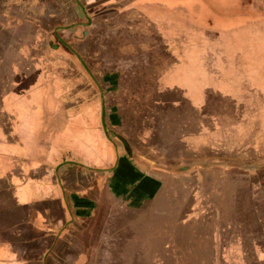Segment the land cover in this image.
<instances>
[{"label": "crops", "instance_id": "1", "mask_svg": "<svg viewBox=\"0 0 264 264\" xmlns=\"http://www.w3.org/2000/svg\"><path fill=\"white\" fill-rule=\"evenodd\" d=\"M173 1L49 0L45 18L38 19L37 4L31 0H0V43L16 45L13 36L26 39L20 43L33 51L29 73L38 75L37 84H19L0 93V264H133L119 242L105 245L117 232L107 229L124 208L161 201V192L169 186L170 195L179 197L182 214L192 215L202 202L200 186L186 180L194 167L211 169V197L221 193L228 175L259 187L253 177L264 167V153L255 151L254 141L237 154L211 153L208 158H177L165 164L162 155L139 146L143 161L131 160L108 134L105 123L115 131L129 124L123 110L127 113L131 104L122 103L118 93L156 72L150 67L155 46L162 50L164 42H173L171 49L180 55L181 47L194 52L202 41L230 38L231 26L214 25L231 18L226 12L232 1L211 0L213 18L198 14L203 24L185 17ZM242 3L255 9L257 0L234 2ZM232 20V29L251 21L246 16ZM199 25L213 29L211 35ZM40 44L46 51L38 52ZM256 44L255 56H262L263 47ZM169 48L162 55L169 57ZM210 48L204 52L217 64L229 58ZM9 71L0 69L1 75ZM158 77L154 88L161 90L164 80ZM206 77L211 79V72ZM200 82L209 86L202 78L192 84ZM255 90L264 93L257 84ZM7 94L16 99L6 101ZM121 134L132 138L128 130ZM179 167L187 168L175 171ZM215 171L220 173L213 176ZM181 185L186 186L183 196L177 192ZM252 214L243 220H254Z\"/></svg>", "mask_w": 264, "mask_h": 264}, {"label": "rangeland", "instance_id": "2", "mask_svg": "<svg viewBox=\"0 0 264 264\" xmlns=\"http://www.w3.org/2000/svg\"><path fill=\"white\" fill-rule=\"evenodd\" d=\"M230 1V9L224 13L232 19L246 16L251 20L246 26L232 29L236 20L231 21V18L223 24H215V28L231 26L230 30L227 29L230 38L225 42L212 40L207 44L202 41L198 47H193L194 52H186L181 47L182 54L178 55L171 49L175 45L173 42H164L162 50L155 46L152 51L155 58L150 67L156 72L147 75L144 83L134 81L132 86H127L128 90L118 93L117 98L122 103L131 104L126 114V109L123 110V118L129 124H121L118 132L128 130L139 147L162 155V163L170 164L177 158L187 161L208 158L211 153L237 154L245 151L242 148L247 144L249 147L253 141L258 144L255 151L264 153V93L255 90L256 84L264 88V39L257 37H264V0H257L255 9L244 3L234 4L236 0ZM173 2L181 6L185 17L198 20L200 24L204 23L198 15L200 13L213 18L211 0ZM31 4H37L38 19L45 18L49 0H31ZM253 18L257 20L255 23H252ZM199 26L205 35H211L213 29ZM243 34L247 35L241 38ZM13 37L16 45L0 43V69L11 68L8 75L0 73L2 95L19 84L31 86L38 83V75L29 73L33 67L30 59L33 51L20 43L26 41L22 36ZM255 43L263 47L262 56H255L258 47ZM210 47L214 52L228 53L229 58L217 64L219 61L204 52ZM168 48L173 52L166 57L162 51ZM46 49L45 44H40L38 52ZM3 63L5 67L1 65ZM135 67L140 68L138 63ZM249 69L254 75L248 74ZM208 72H211V79L206 77ZM157 75L161 83L164 80L161 90L154 88ZM200 78L209 86H202V82L199 86V82L196 86L192 84ZM149 85L152 91L145 90ZM15 99L9 94L6 96V101ZM219 173L215 171L213 176ZM257 174L253 181L259 187L255 189L242 181L243 177L224 176L226 187L222 184L221 193L216 194L214 186L212 191L216 195L211 197V169L194 167L186 179L200 186L202 202L196 205L194 215L182 214L179 197L171 196L168 186L169 189L161 192L163 200L155 203L150 200L143 207L121 210L107 229H117V232L105 245L119 242L124 257L130 259L131 256L133 264H264V167ZM204 178L209 179V184H205L203 180L207 179ZM219 181L223 182L222 179ZM185 189L186 186L181 185L178 195L183 196ZM252 211L254 220H243ZM141 259L143 261L138 262Z\"/></svg>", "mask_w": 264, "mask_h": 264}, {"label": "flooded vegetation", "instance_id": "3", "mask_svg": "<svg viewBox=\"0 0 264 264\" xmlns=\"http://www.w3.org/2000/svg\"><path fill=\"white\" fill-rule=\"evenodd\" d=\"M105 126L107 128L108 134L113 138L111 140L119 148L120 152L121 151L124 152L126 156L129 157L133 161H136V160L143 161V159L138 156V153H142V154L144 153L143 151L139 150L138 145H136L133 138L127 139L123 134H121L117 130L115 131V129L111 127L109 123H105Z\"/></svg>", "mask_w": 264, "mask_h": 264}, {"label": "water", "instance_id": "4", "mask_svg": "<svg viewBox=\"0 0 264 264\" xmlns=\"http://www.w3.org/2000/svg\"><path fill=\"white\" fill-rule=\"evenodd\" d=\"M187 167H179V168H177L175 171H181V170H184V169H186Z\"/></svg>", "mask_w": 264, "mask_h": 264}]
</instances>
